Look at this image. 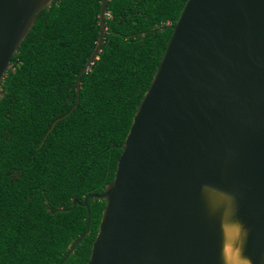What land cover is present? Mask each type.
<instances>
[{
  "label": "water",
  "instance_id": "95a60500",
  "mask_svg": "<svg viewBox=\"0 0 264 264\" xmlns=\"http://www.w3.org/2000/svg\"><path fill=\"white\" fill-rule=\"evenodd\" d=\"M52 1L0 0V81ZM166 28L112 181L72 200H104L87 264H264V0H186Z\"/></svg>",
  "mask_w": 264,
  "mask_h": 264
},
{
  "label": "trees",
  "instance_id": "16d2710c",
  "mask_svg": "<svg viewBox=\"0 0 264 264\" xmlns=\"http://www.w3.org/2000/svg\"><path fill=\"white\" fill-rule=\"evenodd\" d=\"M185 1L107 0L104 41L81 74L78 102L100 0H58L38 11L0 83V264H87L104 200H72L112 181L172 33L152 30L174 23Z\"/></svg>",
  "mask_w": 264,
  "mask_h": 264
},
{
  "label": "flooded vegetation",
  "instance_id": "af4514ba",
  "mask_svg": "<svg viewBox=\"0 0 264 264\" xmlns=\"http://www.w3.org/2000/svg\"><path fill=\"white\" fill-rule=\"evenodd\" d=\"M52 2H53V1H52ZM11 65H12V59H11V62H10L9 68H11ZM9 68H8V69H9ZM8 69H7V70H8ZM6 72H7V71H6ZM5 75H6V74H5ZM5 75H4V76H5ZM2 79H3V78H2ZM1 81H2V80H1ZM1 81H0V83H1Z\"/></svg>",
  "mask_w": 264,
  "mask_h": 264
}]
</instances>
